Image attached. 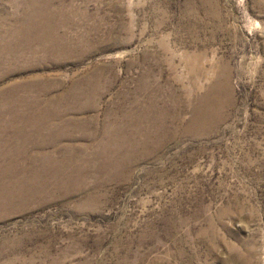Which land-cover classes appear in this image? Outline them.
<instances>
[{
	"label": "rangeland",
	"instance_id": "obj_1",
	"mask_svg": "<svg viewBox=\"0 0 264 264\" xmlns=\"http://www.w3.org/2000/svg\"><path fill=\"white\" fill-rule=\"evenodd\" d=\"M0 264H264V0H0Z\"/></svg>",
	"mask_w": 264,
	"mask_h": 264
}]
</instances>
